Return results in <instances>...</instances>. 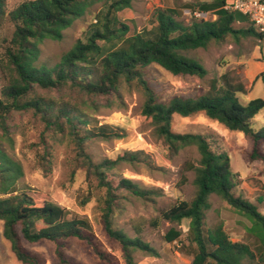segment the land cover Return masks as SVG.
Instances as JSON below:
<instances>
[{"label": "trees", "instance_id": "16d2710c", "mask_svg": "<svg viewBox=\"0 0 264 264\" xmlns=\"http://www.w3.org/2000/svg\"><path fill=\"white\" fill-rule=\"evenodd\" d=\"M131 0H34L21 3L10 13L5 12V0H0V28L6 20L13 26L11 38L0 53V75L5 85L0 89V133L5 136L14 113L32 111L54 132L68 130L73 137L77 155L86 179L104 188L106 198L101 225L106 238L119 246L125 264H134L132 254L140 251L155 256V250L140 238L131 239L111 224L112 207L117 192H126L145 199L149 191L139 188L130 180L120 179L116 184L106 177V172L119 162H134L139 152H127L116 161L94 163L82 150V144L92 138L123 139L107 125L87 129L91 123L84 108L97 111L121 100V85H135L143 96L140 116L152 128V136L160 141L171 156L194 147L199 156L198 165L186 162L182 167L181 184L186 183L185 173L193 172L195 196L191 201H179L160 215V220L179 226L188 221L187 247L180 248L183 255L192 256L191 264H241L252 259L247 245L232 242L218 224L204 229L205 213L210 209V196L216 195L239 214L251 219L254 234L264 247V216L251 203L235 196L233 190L238 175L231 172L230 157L215 150L209 134L176 133L172 131L174 116L187 118L202 114L231 132H238L251 141L247 154L249 162H263L264 129H256L255 117L264 109V98H256L243 105L237 95L245 94L242 85L222 77V84L212 80L209 90L193 98L176 96L164 102L149 84L144 70L156 65L174 76H194L203 79L207 72L197 61L182 53L221 45L227 40L241 38L264 39L248 19L225 10L227 0H208L196 7L203 13L216 17L214 21L199 19L190 25L177 21L173 10H158L149 28L128 35L129 27L118 21L115 14L130 7ZM98 3L104 10L96 16V24L85 34L84 40L65 53L53 67L37 66L40 45L45 40L60 41L63 32ZM194 10V12H196ZM102 42V45H98ZM264 88V72L258 77ZM81 135L80 137H78ZM20 168L0 149V221L4 237L9 241L16 259L22 264H42L32 252L22 246V241L38 243L59 242L68 239L87 241L95 255L104 261L111 256L93 242L88 222L68 219V213L52 202L34 204L24 192H18L16 182ZM252 229V230H253ZM138 234V232H137ZM182 237L177 228L165 235L168 244ZM184 245L181 244V247ZM60 262L71 264L58 253Z\"/></svg>", "mask_w": 264, "mask_h": 264}, {"label": "rangeland", "instance_id": "374dc122", "mask_svg": "<svg viewBox=\"0 0 264 264\" xmlns=\"http://www.w3.org/2000/svg\"><path fill=\"white\" fill-rule=\"evenodd\" d=\"M25 1L34 0H5L6 14ZM206 1L131 0L130 7L115 16L129 27L128 35H133L149 28L158 10L175 11V19L185 26L199 19L214 21L216 17L212 14L196 10L199 4ZM103 10V3L94 5L63 32L62 40H45L40 45L37 66L53 67L58 64L61 57L78 40L83 41L85 34L97 25L96 16ZM12 33L13 26L6 20L0 28V53ZM98 45H102V42H98ZM182 54L200 63L207 74L199 79L194 76H174L156 65L147 67L144 75L160 101L166 102L176 96H199L209 90L212 80H217L221 85L223 76L243 86L245 94L237 95L241 104L264 98V88L258 78L264 72V39H229L221 45H210L207 49ZM4 85L5 81L0 75V89ZM119 92L121 100L112 106L101 107L97 111L89 108L84 110L91 121L87 129L107 125L124 134V138H92L82 144V150L94 163L105 159L116 161L127 152L141 153L138 158L142 160L119 162L106 172V177L116 184L120 179L130 180L150 194L145 200L126 192H117L112 207V227L123 231L131 239L140 238L155 250V256L134 251V264H191L192 256L183 255L180 249L189 245L186 241L188 221L184 220L176 226L160 220V215L179 201L193 199L196 193L194 173H185L186 183L181 184V169L186 162L197 166L200 156L194 147L185 148L176 156H171L166 147L152 136L149 123L140 116L144 99L137 87L123 84ZM254 127L264 129V109L255 117ZM171 128L173 132L181 134H209L214 149L226 152L230 157L231 172L238 175L239 184L233 190L235 196L254 205L264 216V163L247 160L252 146L249 139L241 133L228 131L202 114L187 118L174 116ZM73 137L68 130L64 133L54 132L39 116L32 111H25L13 114L7 135L1 136L0 133V149L20 168L21 176L16 182L18 192L27 193L34 204L49 201L65 209L68 219L88 222L94 244L110 255L111 260H100L92 246L84 240L42 241L34 244L22 241V246L39 257L42 264H63L58 253L71 264H125L119 246L106 238L100 223L106 191L86 179ZM261 150L264 154V144ZM209 201L211 207L205 213L204 229L221 224L232 242L243 243L252 251L253 258H245L241 264H264V247L253 232L256 227L253 229L251 219L234 211L216 195H211ZM170 228L180 230L182 237L168 244L164 237ZM3 233V222L0 221V264H22L14 256ZM181 244L184 246L181 247ZM208 264L214 263L209 261Z\"/></svg>", "mask_w": 264, "mask_h": 264}, {"label": "built area", "instance_id": "2783aa9c", "mask_svg": "<svg viewBox=\"0 0 264 264\" xmlns=\"http://www.w3.org/2000/svg\"><path fill=\"white\" fill-rule=\"evenodd\" d=\"M223 8L245 16L264 37V0H227Z\"/></svg>", "mask_w": 264, "mask_h": 264}]
</instances>
